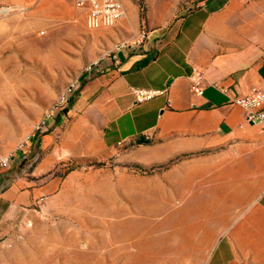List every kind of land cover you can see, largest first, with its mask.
Segmentation results:
<instances>
[{"label":"rangeland","instance_id":"1","mask_svg":"<svg viewBox=\"0 0 264 264\" xmlns=\"http://www.w3.org/2000/svg\"><path fill=\"white\" fill-rule=\"evenodd\" d=\"M131 1L136 19L124 4L91 30L78 10L71 22L42 0H0V264H206L228 228L216 148L153 159L160 140L90 151L68 138L69 83L150 30L146 0Z\"/></svg>","mask_w":264,"mask_h":264},{"label":"crops","instance_id":"2","mask_svg":"<svg viewBox=\"0 0 264 264\" xmlns=\"http://www.w3.org/2000/svg\"><path fill=\"white\" fill-rule=\"evenodd\" d=\"M122 1L136 19L137 7ZM146 2L149 32L85 80L63 117L72 118L68 138L90 151L99 142L111 149L160 140L153 159L216 148L219 199L232 190L236 202L206 264H264V129L234 103L264 86V0ZM42 10L71 22L81 11L88 27L75 0H42ZM195 69L204 74L202 95L192 90ZM132 87L165 93L136 103Z\"/></svg>","mask_w":264,"mask_h":264},{"label":"built area","instance_id":"3","mask_svg":"<svg viewBox=\"0 0 264 264\" xmlns=\"http://www.w3.org/2000/svg\"><path fill=\"white\" fill-rule=\"evenodd\" d=\"M75 6L78 9L87 11L88 27L93 30L112 27L127 16V10L120 0H75ZM145 37L146 33L144 32L142 38ZM126 46L128 45L120 44L117 46L116 51L112 53L110 57L114 63H119L117 53ZM104 69L103 59H98L88 64L77 78L66 87L58 101V109L70 105L72 98L78 94L85 80L91 78L95 73H102ZM204 83L203 71L195 69L191 76V86L196 95L203 94ZM216 86L218 87V85ZM220 90L225 93L229 92L225 88H220ZM131 93L135 97L136 103H145L164 94L165 91L132 87ZM234 103L243 109L247 121L264 129V86L253 87L248 94L235 98Z\"/></svg>","mask_w":264,"mask_h":264},{"label":"bare ground","instance_id":"4","mask_svg":"<svg viewBox=\"0 0 264 264\" xmlns=\"http://www.w3.org/2000/svg\"><path fill=\"white\" fill-rule=\"evenodd\" d=\"M140 234H142L143 236H145L146 235V233H145V231L144 230H140V231H138V235H140ZM116 238H121V237H119L118 235L116 236ZM142 239V237H140V239H138V240H141ZM144 240V239H143Z\"/></svg>","mask_w":264,"mask_h":264}]
</instances>
